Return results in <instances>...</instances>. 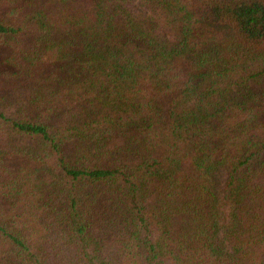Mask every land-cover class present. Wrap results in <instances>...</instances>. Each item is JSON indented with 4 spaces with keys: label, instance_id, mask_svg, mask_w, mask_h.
<instances>
[{
    "label": "trees",
    "instance_id": "16d2710c",
    "mask_svg": "<svg viewBox=\"0 0 264 264\" xmlns=\"http://www.w3.org/2000/svg\"><path fill=\"white\" fill-rule=\"evenodd\" d=\"M0 65V264H264V0H0Z\"/></svg>",
    "mask_w": 264,
    "mask_h": 264
},
{
    "label": "rangeland",
    "instance_id": "374dc122",
    "mask_svg": "<svg viewBox=\"0 0 264 264\" xmlns=\"http://www.w3.org/2000/svg\"><path fill=\"white\" fill-rule=\"evenodd\" d=\"M6 68V67H5ZM0 69H1V65H0Z\"/></svg>",
    "mask_w": 264,
    "mask_h": 264
}]
</instances>
